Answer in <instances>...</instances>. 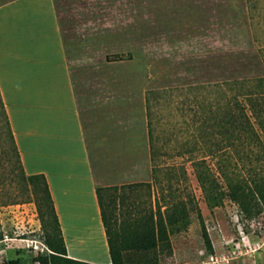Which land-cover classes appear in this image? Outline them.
<instances>
[{
  "label": "rangeland",
  "instance_id": "rangeland-1",
  "mask_svg": "<svg viewBox=\"0 0 264 264\" xmlns=\"http://www.w3.org/2000/svg\"><path fill=\"white\" fill-rule=\"evenodd\" d=\"M54 3L97 182L131 183L113 202L104 194L113 229L135 236L147 218L154 227L156 246L127 250L126 264H264V126L251 116L259 143L214 110L202 121L198 102L232 92L184 88L264 73L244 0ZM8 171L0 168V264H53L51 216L42 221L32 185Z\"/></svg>",
  "mask_w": 264,
  "mask_h": 264
},
{
  "label": "crops",
  "instance_id": "crops-1",
  "mask_svg": "<svg viewBox=\"0 0 264 264\" xmlns=\"http://www.w3.org/2000/svg\"><path fill=\"white\" fill-rule=\"evenodd\" d=\"M0 93L26 173H43L67 256L112 264L54 0L0 3ZM97 256V257H96Z\"/></svg>",
  "mask_w": 264,
  "mask_h": 264
},
{
  "label": "trees",
  "instance_id": "trees-1",
  "mask_svg": "<svg viewBox=\"0 0 264 264\" xmlns=\"http://www.w3.org/2000/svg\"><path fill=\"white\" fill-rule=\"evenodd\" d=\"M247 23L250 31L251 43L256 58L264 66V0H244ZM192 87H211L220 91L221 94L225 90L232 92L227 99H218L214 101H200L197 103L200 110V115L194 111V116H204L202 121L209 118L210 111H216L218 120H226L241 131L251 132L250 134L257 138L256 141L260 143L259 135L254 130L251 116H253L260 126H264V73L258 75H244L235 78H226L216 81H200L187 83L184 88ZM246 99L248 109L251 115L247 112L245 103L239 96ZM212 107L214 109H212ZM149 110V106L146 105ZM208 112V113H207ZM149 111L147 112V126L149 138V148L153 149L151 142V128L148 120ZM217 116H215L216 118ZM151 159L153 155L151 152ZM0 168H8V178L14 181L16 178L26 179L32 185V191L35 196L38 210L40 212L42 221L45 222V215L49 214L53 221L52 232L56 235V239H48V245L55 251L53 264H94L90 262L74 260L67 256L66 246L61 233L58 217L55 211L53 199L48 186V182L43 173H26L21 159L14 134L12 132L8 115L4 106V102L0 93ZM4 178V177H3ZM0 179L5 183L4 179ZM131 183L97 185L96 193L98 196L99 205L101 208V217L105 228V233L108 242V249L112 264H126V251L130 249L147 250L157 244V239L154 234V227L148 222L149 218L144 222L140 229L141 234L135 236L119 237L113 229V220L110 212L107 210L108 204L104 199V194L108 192L110 195L113 192L128 187ZM112 196V195H111ZM112 196L110 202H113ZM202 234L207 249L212 251V243L209 234L206 230L204 222L201 221ZM138 230V229H136Z\"/></svg>",
  "mask_w": 264,
  "mask_h": 264
},
{
  "label": "built area",
  "instance_id": "built-area-1",
  "mask_svg": "<svg viewBox=\"0 0 264 264\" xmlns=\"http://www.w3.org/2000/svg\"><path fill=\"white\" fill-rule=\"evenodd\" d=\"M212 258H213V259H212V261H213V262H215V261L217 260V258H216V257L214 258V257L212 256Z\"/></svg>",
  "mask_w": 264,
  "mask_h": 264
},
{
  "label": "bare ground",
  "instance_id": "bare-ground-1",
  "mask_svg": "<svg viewBox=\"0 0 264 264\" xmlns=\"http://www.w3.org/2000/svg\"><path fill=\"white\" fill-rule=\"evenodd\" d=\"M97 257V256H96Z\"/></svg>",
  "mask_w": 264,
  "mask_h": 264
}]
</instances>
